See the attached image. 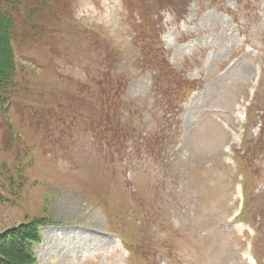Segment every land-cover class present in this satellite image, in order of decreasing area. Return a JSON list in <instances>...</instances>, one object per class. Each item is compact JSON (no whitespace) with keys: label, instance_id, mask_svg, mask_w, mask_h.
<instances>
[{"label":"rangeland","instance_id":"374dc122","mask_svg":"<svg viewBox=\"0 0 264 264\" xmlns=\"http://www.w3.org/2000/svg\"><path fill=\"white\" fill-rule=\"evenodd\" d=\"M46 1L55 17L41 23L39 39L17 33L12 41L20 88L7 113L12 142L0 126V232L39 221L34 264H248V235L235 238L227 223L242 167L249 210L263 231L254 244L264 264V124L260 143L239 156L245 136L229 143L214 119L237 123L238 100L262 66L244 134L256 135L258 116L264 120V0H190L183 7L186 0ZM32 6L26 0L18 9V24L41 14ZM133 11L142 19L149 11L160 24L164 44L153 56L136 42L126 18ZM180 15L178 25L172 17ZM195 80L200 87L185 98L179 119L163 113V89L182 99ZM109 102L120 103L125 118L122 105L129 103L135 138L163 124L176 139L166 137L148 154L130 140L117 155L98 147L88 121L93 107ZM54 103L75 113L70 129L68 118L40 132L23 121L26 107ZM235 153L239 162L229 159ZM123 239L147 260L130 263L115 247Z\"/></svg>","mask_w":264,"mask_h":264},{"label":"trees","instance_id":"16d2710c","mask_svg":"<svg viewBox=\"0 0 264 264\" xmlns=\"http://www.w3.org/2000/svg\"><path fill=\"white\" fill-rule=\"evenodd\" d=\"M22 0H0V126L4 128L5 135L12 134V126L8 120V109L13 106V99L17 96V90L20 88L19 79L16 73V65L14 59V50L12 41L15 40L17 33L36 42L39 37L41 23L49 21V17H55V14L50 10V6L46 0H35L31 9L32 14H36L39 9L42 10L40 15L26 26L18 24L17 13L18 6ZM43 5V8L40 7ZM21 10V9H20ZM48 14V15H47ZM165 105L170 106L169 102ZM62 108V105H60ZM123 107L125 104L122 105ZM17 107V106H16ZM121 107V104L118 108ZM30 114V109L26 107ZM104 107H101L102 110ZM114 111L117 105H112ZM106 122L120 127V122H115L106 114ZM110 138L115 135L110 134ZM131 136L129 129H117V145L121 147V143ZM36 223H18L4 228L0 232V264H32L34 258L31 250L30 242L39 240Z\"/></svg>","mask_w":264,"mask_h":264}]
</instances>
